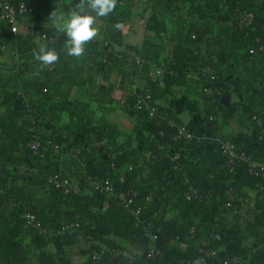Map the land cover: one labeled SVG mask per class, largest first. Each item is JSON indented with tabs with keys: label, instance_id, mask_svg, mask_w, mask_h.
Returning a JSON list of instances; mask_svg holds the SVG:
<instances>
[{
	"label": "trees",
	"instance_id": "16d2710c",
	"mask_svg": "<svg viewBox=\"0 0 264 264\" xmlns=\"http://www.w3.org/2000/svg\"><path fill=\"white\" fill-rule=\"evenodd\" d=\"M17 1L20 0H12L13 3ZM23 1L34 6V13L28 15L34 21L43 3L49 4L51 11L65 0ZM154 1L156 9L162 12H172L178 5L186 6L185 16L172 38L179 43L184 35L187 36L181 26L184 20L216 26L224 36V44H218L212 50L209 43L203 54H198L202 62L199 68L209 67L219 76L222 62L232 65L226 74L236 75L241 85L255 92L250 100L247 120L255 127L257 147L253 150L232 141L216 124L212 131L213 141L218 148L214 133H219V138L231 140L238 150H244L254 161L264 165V143L257 141L258 132L252 121L253 116L264 119V65L257 66V63L264 62V56L258 53V48L264 44V9H250L254 16L251 26L238 29L231 24L240 11L222 10L211 0ZM131 8V0H117L112 13L98 17L111 33L103 39L87 42L85 53L80 57L67 55L63 32L55 28L44 30L45 46L59 53L58 61L50 66H44L36 59L39 50L33 43V36L13 35L0 24V52H9V63L0 62V103L11 97L8 95L11 93L14 96L11 99L18 106L17 112L0 116V147L17 146L23 157L37 162L62 153L75 159L82 171L77 185L65 194L47 185L48 178L56 173L40 169L28 184L8 187L0 170V264H71L67 248L88 249L84 264H210L213 260L222 264L224 259L233 256H240L247 264L245 241L250 237L258 246L252 252L249 264H264V178L250 176L247 165L243 163L237 164L235 171L230 172L223 167L220 156L215 167L202 176L204 184L201 187L193 184L179 159L176 169L173 168L170 157L174 154L168 152L169 148L200 145L202 140L188 128L193 133L192 140L174 141L168 123L170 120L179 122L173 109L160 108L155 103L163 99L170 101L174 95L173 87L180 80H185L190 69L183 73L166 64L163 67L170 72L171 84L150 83L155 68L161 66L162 28L158 24L153 25L150 29L154 36L146 37L140 48L123 46L119 28L131 18ZM191 39L190 34L188 41L192 42ZM250 51L255 54L251 55ZM130 52H135L142 59L138 66L131 61ZM91 59L105 60L100 64L104 69L137 66L138 78L144 81V86L132 88L124 104L125 111L128 112L127 106L136 96L144 100L146 108L129 112L135 120L130 134H123L116 125L107 123L105 113L96 118L89 104H78L73 108L69 100L71 89L80 82V74L84 70L76 63L84 64ZM216 80L210 84L211 90ZM201 81L207 84L208 78ZM94 91L89 95L90 102L103 106L113 103L110 88ZM152 107L156 108L153 118L149 116ZM63 114L70 118L64 126L60 124ZM15 126L18 129L14 133ZM29 127L44 129L40 139L42 157L33 158L26 148ZM64 133L80 134L81 138L67 139ZM94 134L101 136L104 144L97 145L96 138L92 137ZM92 144L94 148L86 149ZM54 146L58 149L54 150ZM80 147H83L82 152L76 154ZM100 159H103L102 179L92 172V164ZM234 177L247 181L257 192L256 206L260 208V214L254 218L253 229L238 220L236 211L244 204L245 197L239 184L233 181ZM88 178L94 180L96 188L90 186ZM174 178L179 179L178 185L172 184ZM105 182L114 189L113 193L105 191ZM46 186L49 187L47 190ZM35 187L41 191L37 192ZM189 188L198 191L200 200L186 199ZM118 191L126 194V203L131 201L129 208H125V203L116 196ZM230 197L232 206L224 209L223 205ZM220 203L222 208H219ZM208 204L214 205L216 222L201 220V213ZM72 206L77 208L81 223L66 213L72 210ZM135 207L141 210L137 218L131 216ZM26 214L34 215L48 232H37L28 225ZM167 215H171L168 220ZM145 231L157 237L155 249L159 255L154 260L149 253L154 245L144 236ZM78 236L82 239H77ZM27 239L28 244L25 243ZM117 239L125 241L126 245H121ZM200 241L205 244L200 245ZM225 246L232 250L222 256L221 249ZM200 249L215 254L206 259Z\"/></svg>",
	"mask_w": 264,
	"mask_h": 264
},
{
	"label": "crops",
	"instance_id": "0c3cea01",
	"mask_svg": "<svg viewBox=\"0 0 264 264\" xmlns=\"http://www.w3.org/2000/svg\"><path fill=\"white\" fill-rule=\"evenodd\" d=\"M123 2V0H120ZM215 2L222 10L232 9L234 11H243L250 9H264V0H211ZM77 0H65L58 6H55L50 11L49 4L43 3L38 8L37 15L32 21L31 16H25L19 20V35L33 36V43L39 50L45 46L46 41L42 38L44 30L55 28L57 30V20L51 15L54 12L59 15L61 12L68 13L75 8ZM132 8L130 10L131 18L120 26L121 43L123 46H133L140 48L146 37L154 36V32L150 29L153 25L161 26L160 33L161 42L163 44V52L160 58V64L175 66L183 73L187 69H199L202 64L198 54H203L204 49L211 43V49L214 50L218 44H224L222 41L224 36L218 32L216 26H209L197 23L196 21H182L181 26L183 32V40L181 43L173 38L177 33L178 23L184 18L186 6L178 5L172 9V12L158 11L154 0H131ZM152 13H154L152 15ZM49 15L51 16L49 18ZM153 16V20L151 17ZM49 18V19H48ZM95 26L98 29V34L93 39H103L108 37L111 32L103 25L102 21L96 19ZM195 36V40L188 41L189 35ZM181 36V37H182ZM196 51V55H192L191 51ZM2 51V50H1ZM198 51H200L198 53ZM241 54L244 51H240ZM0 62L9 63L8 50L0 52ZM264 65V62L257 63V66ZM77 67H83V72L80 74V82L72 87L69 100L75 108L78 104H89L90 109L95 112L96 118H99L102 113H105L107 123L116 125L121 133L130 134L135 125L134 117L131 113L125 111V101L132 88H143L144 81L138 78L137 66H124L120 70H115V67H105L104 69L96 59H91L88 62L76 63ZM232 65L222 62L219 76L212 90V99L209 102L202 95L198 88L191 82L188 76L185 80H180L173 87L174 95L169 101L163 99L157 101L155 105L160 108L173 109L175 118L179 123L194 130L202 143L200 145H187L182 149L169 148L168 152L179 156L180 164L183 166L187 174L191 177L195 186H203L202 176L207 170L214 168L219 156L218 148L213 141V126L218 125L225 136L234 142L240 143L249 149L256 150L255 142V127L247 120L249 116L248 108L251 98L255 92L241 85L239 78L234 75L226 74V70ZM88 71V72H87ZM98 88H110V97L113 103L110 105H100L99 103L90 102L89 95ZM9 98H5L0 103V116H6L18 111V106L11 98L14 97L8 93ZM218 100V101H217ZM227 100V101H226ZM70 118L67 114L61 116L60 124L67 125ZM19 126V123H18ZM18 126H15L14 133ZM67 139H80V134L73 136L70 133H64ZM92 137L97 138L94 134ZM0 170L7 179V186H24L32 181L33 174H36L41 169L44 172H53L61 177L68 179L72 186H76L81 176V168L75 159L62 154H53L51 158L42 162L31 160L23 157L19 147L10 148L0 147ZM96 156V155H95ZM103 159L96 160L92 164V172L97 178H103L101 168ZM49 173V174H50ZM46 174V173H45ZM241 177V176H240ZM233 181L239 184L240 191L245 197L244 204L236 211L238 220L244 225L253 229L254 218L260 214V208L256 206L257 192L253 185H249L247 181L238 177H234ZM180 183L178 178L172 179L173 185ZM49 187L46 186L45 190ZM38 192L40 189L35 187ZM41 191V190H40ZM155 197V196H154ZM157 197L154 198L156 200ZM217 206V205H216ZM221 207V203L219 205ZM8 213V211H7ZM72 219L80 221V214L75 206H72L71 211H66ZM171 215H167L166 219H170ZM201 220L208 222H216L214 205L208 204L201 213ZM29 239L25 241L28 244ZM121 245H126V242L117 239ZM200 245L205 243L200 241ZM245 255L248 262H252L251 254L257 249V243L254 238L250 237L245 241ZM70 253L71 264H84L88 258V249H66ZM232 248L225 246L221 249V255H227ZM204 253L206 259L212 258L207 252ZM210 264H217L213 260Z\"/></svg>",
	"mask_w": 264,
	"mask_h": 264
},
{
	"label": "built area",
	"instance_id": "2783aa9c",
	"mask_svg": "<svg viewBox=\"0 0 264 264\" xmlns=\"http://www.w3.org/2000/svg\"><path fill=\"white\" fill-rule=\"evenodd\" d=\"M34 13V6L29 3L25 2L23 0L17 1L16 3H13L12 0H0V24L3 25L9 33L13 35L19 34V20L25 16L31 15ZM254 16L250 10H243L240 11L236 18L234 19V22L231 24L234 28H246L251 26L253 22ZM43 38V37H42ZM192 39L195 40V36H192ZM2 50V48L0 49ZM120 51V49H117ZM251 55H254V51L249 52ZM258 53L264 56V44L260 45L258 48ZM130 59L135 65H139L142 62V59L135 53L130 52ZM192 55H196V51H191ZM100 64H104L105 60H101L99 62ZM164 66V65H163ZM162 65L160 67H156L153 75L150 79V83L153 84H165L170 85V72H168L167 69H165ZM188 77L190 80H192L193 84L198 88L199 92L206 96L207 100L210 102L212 99V90L210 88V84L212 81H215L218 76H216V72L210 69L209 67L199 68V69H190ZM202 78H208V83L203 84L201 79ZM143 108H146L144 100L140 96H136V99L131 102L127 106L128 113L129 112H135L138 110H141ZM150 114L149 116L151 118L154 117V114L156 113V108L152 107L149 110ZM252 121L255 123L256 130H257V141H261L264 143V119L259 118L257 116L252 117ZM169 128L173 132V138L174 141L183 140V141H189L193 139V133L188 129L187 126L174 122V120H170L168 123ZM44 133V129H35L33 127H29L27 130V144L26 148L30 152V156L33 158H39L42 157L41 155V133ZM214 139L218 145V153L219 156L223 159V167L228 168L230 172H234L237 164L243 163L247 165V172L250 176L254 178H264V165H261L254 161L251 156H249L244 150H238L234 143L229 139H222L219 138V133H214ZM97 145L101 146L104 144V139L101 138V136L97 135L96 138ZM94 144L89 145L86 149L94 148ZM85 148V147H84ZM54 150L58 149L57 146L53 147ZM83 147H80L79 150L76 152V154H79L82 152ZM85 150V149H84ZM179 156L174 154L172 157H170V161L174 165V169H176L177 162H178ZM90 182V186H94L96 188V184L94 183V180L92 178H88ZM47 185L51 186L55 189L61 190L63 193L67 194L72 190V184L69 182L68 179L61 178L59 175L54 174L50 176L47 180ZM105 191L113 193L114 189L109 188L108 183L105 182ZM128 195L134 196L135 194ZM116 196L122 200L123 203H125L124 207L129 208L131 206V201L125 202V196L121 191H118L116 193ZM200 196L198 195V191L194 188H189L188 193L186 194V199L191 200H200ZM242 199H238V202H242ZM231 197L229 200L223 205V208L231 207L232 203ZM140 209L138 207H135L133 211L131 212V216L134 218H137V216L140 215ZM25 219L27 220V224L32 226L37 230V232L46 233L48 232L45 228H43L38 221L36 220L34 215L26 214ZM67 228V227H66ZM144 236L149 238L152 243L153 247L150 250V258L155 259L156 256L159 255L158 251L155 249V243L157 242V237L153 233L146 232L144 233ZM77 239L81 240V236H78ZM214 252H208V255L210 257L214 256ZM127 255V254H126ZM222 264H244L243 259L240 256H233L231 258H226L222 261Z\"/></svg>",
	"mask_w": 264,
	"mask_h": 264
},
{
	"label": "clouds",
	"instance_id": "9594fccd",
	"mask_svg": "<svg viewBox=\"0 0 264 264\" xmlns=\"http://www.w3.org/2000/svg\"><path fill=\"white\" fill-rule=\"evenodd\" d=\"M117 0H77L75 8L68 13L56 15L58 29L66 36L64 49L67 55L80 57L85 53V45L98 34L95 26L98 17H106L112 13ZM36 59L44 66H50L59 59V53L46 46H42Z\"/></svg>",
	"mask_w": 264,
	"mask_h": 264
},
{
	"label": "water",
	"instance_id": "95a60500",
	"mask_svg": "<svg viewBox=\"0 0 264 264\" xmlns=\"http://www.w3.org/2000/svg\"><path fill=\"white\" fill-rule=\"evenodd\" d=\"M227 101V100H226Z\"/></svg>",
	"mask_w": 264,
	"mask_h": 264
}]
</instances>
